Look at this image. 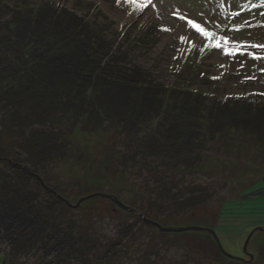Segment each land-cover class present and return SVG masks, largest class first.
Segmentation results:
<instances>
[{
	"label": "rangeland",
	"instance_id": "rangeland-1",
	"mask_svg": "<svg viewBox=\"0 0 264 264\" xmlns=\"http://www.w3.org/2000/svg\"><path fill=\"white\" fill-rule=\"evenodd\" d=\"M259 2L0 0V8L6 11L5 22L13 19L10 9L68 8L65 14L72 20L81 17L83 25L107 36L111 55L121 53L128 67H140L146 84L194 90L210 107L245 100L260 107L257 117L264 122V49L248 47L264 45V9L252 7ZM197 25L215 36H205ZM33 29L45 36V25ZM221 36L226 39L221 41ZM217 44L229 50L244 44L245 53L262 58L230 56ZM5 47L0 42V53ZM115 96L119 102L118 97L128 95L124 91ZM140 98L129 101L139 104ZM167 108L154 122L142 124L138 134L126 133L121 124L105 117L98 123L63 115L22 129L12 121L13 109H0V191L7 194L8 203L14 201L21 213L26 209L33 218L30 223L19 219L11 228L0 226V264H264V231H257L248 246L254 260L244 252L250 233L264 227V125L251 126L255 132L250 133L239 123L226 124L220 132L216 122L213 126L210 118L204 119L200 130L205 139L195 132L203 144L182 151L185 155H166L161 151L170 142L152 135L158 133ZM179 108H170L171 118L188 117ZM171 123H162L163 128ZM10 161L30 166L75 206ZM86 197L91 198L80 202ZM115 199L163 227L212 229L227 252L247 261L227 257L208 231L164 233ZM225 222L241 223L238 244L221 235Z\"/></svg>",
	"mask_w": 264,
	"mask_h": 264
},
{
	"label": "trees",
	"instance_id": "trees-1",
	"mask_svg": "<svg viewBox=\"0 0 264 264\" xmlns=\"http://www.w3.org/2000/svg\"><path fill=\"white\" fill-rule=\"evenodd\" d=\"M35 7L25 12L10 9L13 19L6 22L3 21L6 11L0 8V42L7 48L0 53V109H13L15 116L12 121L21 124L22 129L38 123L37 120L44 124L63 115L77 121L94 120L98 123L105 117L121 124L126 133L132 134L137 133L142 124H150L160 118L161 109L169 106V113L160 120L158 133L152 135L154 140L160 138L163 143H167L165 140L170 142L161 151L169 155L183 153L186 149L193 151L194 145L203 144L195 132L205 139L200 130L204 119L210 118L213 126L216 122L220 132L226 124L237 126L239 123L250 133L255 132L249 129L251 126L259 128L264 125L257 117L260 107L246 105L245 100L230 101L233 98L228 100L232 103L219 102L210 107L205 104L204 96L198 93L197 98L194 90L176 87L169 90L160 84H146L142 80L146 74L141 73L140 67H128L129 61L121 60V53L111 55V42L100 29L83 25L82 18L76 15L72 20L69 13L65 14L69 12L68 8L58 11L48 6L40 11ZM21 15L24 19H19ZM30 22L34 23L33 27ZM38 24L45 25L43 38L37 36L33 29ZM26 52H30V57L25 55ZM104 88L109 90V94H103ZM124 91L128 96L118 97L121 101L117 102L115 93L124 94ZM130 97H141L138 101L142 104H138L137 99L132 104ZM23 108L29 112L25 110L23 114ZM170 108H179L188 117L178 115L179 118H171L173 110ZM165 122L171 123L168 129L163 128L162 123ZM6 195L0 191V226L8 224L11 228L19 219V222H32L28 210L21 213L18 204L14 201L8 203ZM7 204L15 208L8 210L5 208Z\"/></svg>",
	"mask_w": 264,
	"mask_h": 264
},
{
	"label": "water",
	"instance_id": "water-1",
	"mask_svg": "<svg viewBox=\"0 0 264 264\" xmlns=\"http://www.w3.org/2000/svg\"><path fill=\"white\" fill-rule=\"evenodd\" d=\"M11 165H13L14 167L16 168H24L26 169L31 175L37 177L38 179H40L43 183V185L49 190L51 191L57 198L59 199H62V200H65L69 205L71 206H75L73 205L69 200H67L66 198H64L61 194H59L56 190H54L53 188H50L49 186H47L45 184V182L41 179L40 175L39 174H36L33 172V170L31 169L30 166L28 165H24V164H20V163H16V162H13V161H10ZM88 198H91V197H86L84 199H81L80 202H82L83 200H86ZM115 201L123 208L127 209L128 211H134L135 213L139 214L143 219L144 221L147 223V224H150V225H153L157 228H159L160 230L164 231V232H182V231H191V230H202V231H208L210 232L213 237L215 238V240L218 242L219 244V247L221 248L222 252L229 258H232V259H237V260H242V261H247L246 259H244L243 257H239V256H234V255H231L229 252H227L225 250V248L223 247L222 245V242L220 241L218 235L216 234V232L212 229H209V228H204V227H163L160 223L158 222H155L151 219H148L145 217L144 214H142L140 211L138 210H135V209H130L129 207L125 206L121 201H119L118 199H115ZM257 231H264V227H258L256 229H254L250 235L248 236L247 238V241L244 245V252L251 258L250 261H253L254 260V255L252 253H250L248 251V246L253 238V236L255 235V233ZM249 261V262H250Z\"/></svg>",
	"mask_w": 264,
	"mask_h": 264
},
{
	"label": "snow or ice",
	"instance_id": "snow-or-ice-1",
	"mask_svg": "<svg viewBox=\"0 0 264 264\" xmlns=\"http://www.w3.org/2000/svg\"><path fill=\"white\" fill-rule=\"evenodd\" d=\"M252 7L264 9V0H260V2L258 4L253 3ZM232 15L235 16V15H237V13L233 12ZM212 23H213V26H215L216 21H212ZM197 28L199 31H201L207 37H214L215 36V33L212 31H206L205 29L200 28L198 25H197ZM220 39H221V41H224L226 39V37L221 36ZM215 46L216 47H224L225 54L230 55V56H236L237 54H239V55L247 54L249 56V58H252V59L259 60L262 58L260 55H257L254 52L245 53V51H244L245 45L244 44H236L232 47L231 50H229V47L225 46L224 44H217ZM248 47L264 49V45H262V44H252V45H248ZM238 49L240 50L239 52H237Z\"/></svg>",
	"mask_w": 264,
	"mask_h": 264
},
{
	"label": "bare ground",
	"instance_id": "bare-ground-1",
	"mask_svg": "<svg viewBox=\"0 0 264 264\" xmlns=\"http://www.w3.org/2000/svg\"><path fill=\"white\" fill-rule=\"evenodd\" d=\"M241 223H234V224H231V223H227V222H225V223H223V224H221L220 225V230H221V235H223V237L224 238H227L228 239V241H230V242H234V243H236V244H238V241H240L241 240V233L242 232H240V230H241V228H240V225ZM251 225H253L252 223H248L247 224V227H249V226H251ZM246 227V228H247ZM159 229V228H158ZM162 231V230H161ZM164 232V231H163ZM216 232V231H215ZM165 233V232H164ZM216 234L218 235V237H219V234L216 232ZM219 239H220V237H219ZM231 239L233 240V241H231ZM220 241H221V239H220Z\"/></svg>",
	"mask_w": 264,
	"mask_h": 264
}]
</instances>
